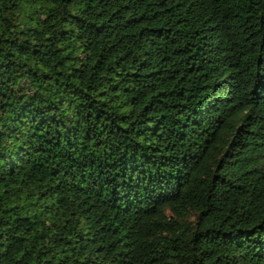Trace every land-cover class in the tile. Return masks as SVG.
I'll return each mask as SVG.
<instances>
[{
  "label": "trees",
  "instance_id": "1",
  "mask_svg": "<svg viewBox=\"0 0 264 264\" xmlns=\"http://www.w3.org/2000/svg\"><path fill=\"white\" fill-rule=\"evenodd\" d=\"M0 264H264V0H0Z\"/></svg>",
  "mask_w": 264,
  "mask_h": 264
}]
</instances>
